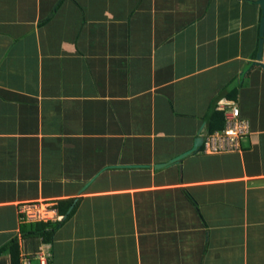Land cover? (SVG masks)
I'll use <instances>...</instances> for the list:
<instances>
[{
	"label": "crops",
	"instance_id": "obj_1",
	"mask_svg": "<svg viewBox=\"0 0 264 264\" xmlns=\"http://www.w3.org/2000/svg\"><path fill=\"white\" fill-rule=\"evenodd\" d=\"M261 1L0 0V264H264Z\"/></svg>",
	"mask_w": 264,
	"mask_h": 264
},
{
	"label": "built area",
	"instance_id": "obj_2",
	"mask_svg": "<svg viewBox=\"0 0 264 264\" xmlns=\"http://www.w3.org/2000/svg\"><path fill=\"white\" fill-rule=\"evenodd\" d=\"M224 110L225 120L223 129L207 133L203 136L202 146L204 153L213 154L240 151L241 140L250 134V124L242 118L237 106L230 105ZM22 212L28 218L40 217V214L37 215V208H26ZM34 258L37 259L38 264H50L48 256L45 253H36L34 256L23 254L19 264H33Z\"/></svg>",
	"mask_w": 264,
	"mask_h": 264
},
{
	"label": "water",
	"instance_id": "obj_3",
	"mask_svg": "<svg viewBox=\"0 0 264 264\" xmlns=\"http://www.w3.org/2000/svg\"><path fill=\"white\" fill-rule=\"evenodd\" d=\"M260 4H261L262 9H263V11H264V0H262ZM263 24H264V19H263V21H262V26H263ZM201 142H202V141H201Z\"/></svg>",
	"mask_w": 264,
	"mask_h": 264
},
{
	"label": "trees",
	"instance_id": "obj_4",
	"mask_svg": "<svg viewBox=\"0 0 264 264\" xmlns=\"http://www.w3.org/2000/svg\"><path fill=\"white\" fill-rule=\"evenodd\" d=\"M21 259V258H20Z\"/></svg>",
	"mask_w": 264,
	"mask_h": 264
}]
</instances>
